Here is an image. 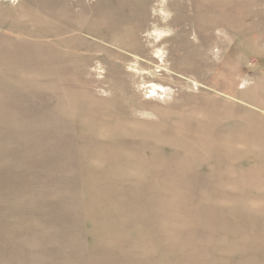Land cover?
I'll list each match as a JSON object with an SVG mask.
<instances>
[{
  "label": "rangeland",
  "instance_id": "374dc122",
  "mask_svg": "<svg viewBox=\"0 0 264 264\" xmlns=\"http://www.w3.org/2000/svg\"><path fill=\"white\" fill-rule=\"evenodd\" d=\"M0 264H264V0H0Z\"/></svg>",
  "mask_w": 264,
  "mask_h": 264
}]
</instances>
